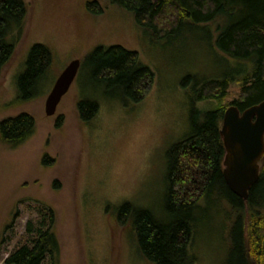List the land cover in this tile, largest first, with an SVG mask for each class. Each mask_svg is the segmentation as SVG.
<instances>
[{"label": "rangeland", "instance_id": "1", "mask_svg": "<svg viewBox=\"0 0 264 264\" xmlns=\"http://www.w3.org/2000/svg\"><path fill=\"white\" fill-rule=\"evenodd\" d=\"M25 1L28 14L22 32L9 36L15 52L0 79V119L29 112L37 128L17 147L0 141V264L31 236L29 224L37 226L49 208L56 214L60 243L54 264H155L139 248L135 215L120 208L130 203L136 212L149 211L159 223L170 221L165 210L167 152L192 132L194 80L222 77L235 71L231 64L240 63L217 51L225 19L187 22L174 35L156 39L138 26L133 13L114 3L103 2V11L93 13L87 4L95 0ZM36 43L51 50L53 61L32 96L24 99L18 78ZM112 45L136 50L153 71V86L142 100L125 99L118 88L93 76L89 56L98 46ZM76 58L81 62L76 79L50 116L47 96ZM238 87L231 84L234 92L225 102L237 96ZM80 100L99 105L89 121L80 119ZM217 103L195 101L202 111ZM60 115L64 122L57 126ZM45 153L56 159L53 165L42 163ZM236 219L226 200H203L191 251L194 264H229Z\"/></svg>", "mask_w": 264, "mask_h": 264}, {"label": "trees", "instance_id": "2", "mask_svg": "<svg viewBox=\"0 0 264 264\" xmlns=\"http://www.w3.org/2000/svg\"><path fill=\"white\" fill-rule=\"evenodd\" d=\"M88 3L90 12L101 13L103 2L114 3L133 13L138 26L151 32L156 39L174 35L188 23H207L225 19L219 28L217 51L235 58L233 70L222 77L194 80L192 90V132L175 143L167 152L168 188L165 210L167 223L155 221L147 210L136 212L124 203L120 212L134 214L138 244L143 255L155 264H194L192 244L197 213L203 200L216 196L226 200L237 212L231 229L232 245L229 264H264V154L260 178L245 200L234 193L223 175L225 147L220 132L223 116L229 105L243 111L264 100V0H95ZM28 5L25 0H0V79L15 52L9 36L22 32ZM53 55L44 44L36 43L26 60L25 71L18 78L20 97L27 99L51 67ZM94 65L93 76L119 89L125 99L142 100L154 83V73L139 58L136 50L121 45L98 46L89 56ZM248 64L250 66H248ZM240 65V67L235 68ZM252 65V66H251ZM230 66V68H231ZM187 79H192L191 76ZM238 84L237 96L225 102ZM214 99L215 107L204 111L195 101ZM80 119L96 116V101L80 100ZM64 122L60 115L56 125ZM35 117L20 112L0 119V141L17 147L36 132ZM56 159L45 153L42 163L53 165ZM58 187L61 182L55 180ZM248 217V220L245 218ZM56 214L49 208L35 227L29 224L31 236L4 258L5 264H54L60 250L56 234ZM49 258V260H47Z\"/></svg>", "mask_w": 264, "mask_h": 264}, {"label": "water", "instance_id": "3", "mask_svg": "<svg viewBox=\"0 0 264 264\" xmlns=\"http://www.w3.org/2000/svg\"><path fill=\"white\" fill-rule=\"evenodd\" d=\"M73 59L56 79L45 103L48 115L57 112L58 105L72 86L80 68ZM225 147L223 175L228 187L243 199L260 178V161L264 154V100L241 111L229 105L220 129Z\"/></svg>", "mask_w": 264, "mask_h": 264}]
</instances>
